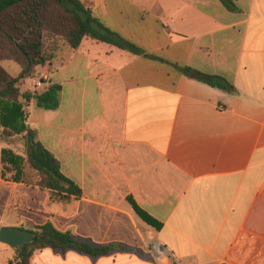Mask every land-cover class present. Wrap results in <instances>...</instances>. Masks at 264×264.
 <instances>
[{"label": "crops", "instance_id": "crops-1", "mask_svg": "<svg viewBox=\"0 0 264 264\" xmlns=\"http://www.w3.org/2000/svg\"><path fill=\"white\" fill-rule=\"evenodd\" d=\"M85 1L163 61L91 38L59 55L37 90L60 85V106L37 105L27 125L82 195L60 196L26 183L22 168L5 170L0 142V227L32 231L50 221L118 247L97 259L43 255L47 248L32 264H156L154 244L184 264H264V0H238V12L220 0ZM173 64L223 76L239 94Z\"/></svg>", "mask_w": 264, "mask_h": 264}, {"label": "trees", "instance_id": "trees-1", "mask_svg": "<svg viewBox=\"0 0 264 264\" xmlns=\"http://www.w3.org/2000/svg\"><path fill=\"white\" fill-rule=\"evenodd\" d=\"M230 12H238V0H220ZM85 38L104 42L136 55L163 61L146 54L143 49L108 28L95 14L92 4L85 0H0V142L9 143V138L20 135L25 146V157L3 150L4 169L25 162L40 177L38 185L45 190L58 192L60 196L80 197L82 190L62 172L61 163L39 140L36 130L27 125L28 117L23 112L22 101L35 103L45 110L60 106L62 87L50 85L44 91L22 92V84L33 77L39 68L46 73L54 70L59 55L80 47ZM13 61L21 72L13 76L2 62ZM185 77L207 84L230 95H238L237 87L227 78L207 74L190 66L173 64ZM19 171L13 176L19 180ZM137 215L148 225L160 230L162 224L152 218L129 199ZM31 244L15 248L11 264H32L35 253L50 248L55 253L75 251L93 259L108 256L118 247L95 245L90 240L80 239L71 232L60 231L52 222H46L35 230Z\"/></svg>", "mask_w": 264, "mask_h": 264}, {"label": "rangeland", "instance_id": "rangeland-1", "mask_svg": "<svg viewBox=\"0 0 264 264\" xmlns=\"http://www.w3.org/2000/svg\"><path fill=\"white\" fill-rule=\"evenodd\" d=\"M2 65L13 76H17L21 72L20 66L17 65L16 63H14L13 61H4V62H2ZM45 73H46V70L39 68L33 77L27 79L22 84V87H21L22 92L38 91L37 90L38 85L36 84V80L40 81L41 75L45 74ZM43 86L44 85L42 84V87ZM22 105H23V112L25 113V115L28 118H29V114H30L29 111H31L32 109H37V107H36L37 104H34L33 106H31V104L26 102V101H22ZM6 144H7L6 146L9 149V151H11L16 156H19V157H25L26 156V154H25L26 150H25L24 142L22 141L20 135L9 138V143H6ZM1 145L5 146V144H3V143L0 144V146ZM18 162H19V165H17L16 167H17V169L22 168L23 180L28 184L37 185L38 182L40 181V177L37 174V172L32 170L25 162L20 161V160ZM7 164L10 166L11 169L13 167H15V165H11L10 161H7ZM18 176H19V174H18ZM27 226L33 227L32 225H27ZM37 227L38 226H36V228ZM15 253H16L15 248H12V247L0 242V264H9V261H11L13 259V256ZM51 254H54L51 249H47L43 253V255H51ZM73 254H76L75 256H79V254H77V253L73 252Z\"/></svg>", "mask_w": 264, "mask_h": 264}, {"label": "water", "instance_id": "water-1", "mask_svg": "<svg viewBox=\"0 0 264 264\" xmlns=\"http://www.w3.org/2000/svg\"><path fill=\"white\" fill-rule=\"evenodd\" d=\"M34 233L31 230L12 226L0 227V242L12 248H20L26 244H31Z\"/></svg>", "mask_w": 264, "mask_h": 264}, {"label": "built area", "instance_id": "built-area-1", "mask_svg": "<svg viewBox=\"0 0 264 264\" xmlns=\"http://www.w3.org/2000/svg\"><path fill=\"white\" fill-rule=\"evenodd\" d=\"M43 83L44 81L42 77L37 85L41 87ZM152 254L156 264H184L181 260L170 255L165 249L156 244L153 246Z\"/></svg>", "mask_w": 264, "mask_h": 264}]
</instances>
